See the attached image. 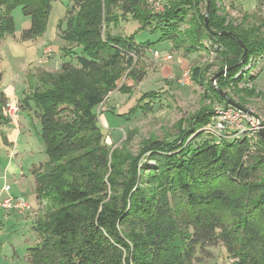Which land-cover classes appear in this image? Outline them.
Returning <instances> with one entry per match:
<instances>
[{
    "label": "trees",
    "instance_id": "16d2710c",
    "mask_svg": "<svg viewBox=\"0 0 264 264\" xmlns=\"http://www.w3.org/2000/svg\"><path fill=\"white\" fill-rule=\"evenodd\" d=\"M54 1L0 0V38L14 35L17 5L31 17L20 39L42 36ZM256 1L257 10L241 12V21L234 23L220 12L217 0H168L161 13H154L147 0H72L60 36L65 52L68 44L79 51L57 70L39 68L36 88L22 101L31 108L28 98L33 100L45 144L46 159L32 168L35 191L38 198L54 196L56 206L37 226L42 239L29 248L33 264H195L211 259L220 245L238 258L236 264H264V132L255 144L248 136L218 139L204 129L214 113L204 107L176 138L151 136L134 154L130 132L121 147L109 146L96 112L108 91L100 87L104 78L113 76L117 85L124 74L114 73L124 66L135 82L146 76L137 62L150 43L112 30L130 18L161 31V39L189 54L205 40H215L226 70L211 86L215 95L228 106L229 100L237 101L232 92L251 93L239 83L254 80L264 57V0ZM203 2L208 25L200 13ZM191 9L198 18L188 22ZM240 42L247 49L242 65ZM253 57L260 61L239 75ZM201 76V67L192 68L193 80L203 85ZM231 82L234 91L223 96ZM131 90L128 84L121 89ZM153 95L157 92L144 93L131 112L149 109Z\"/></svg>",
    "mask_w": 264,
    "mask_h": 264
},
{
    "label": "rangeland",
    "instance_id": "374dc122",
    "mask_svg": "<svg viewBox=\"0 0 264 264\" xmlns=\"http://www.w3.org/2000/svg\"><path fill=\"white\" fill-rule=\"evenodd\" d=\"M167 3L168 0H147V5L154 13L163 12ZM217 4L220 7V12H223L227 17V21L234 23L241 21L242 14L237 10L235 3L230 0H217ZM71 7L72 0L54 1L46 32L42 36L30 40L31 44L17 37L22 30L31 25V17L24 13L21 5H17L13 9L15 33L0 38V73H2L0 86L10 84L24 101L26 95H32L38 83L37 78L32 76L35 66L38 65L37 67L42 69L47 68L54 71L60 67L63 61L72 60L71 55H76L79 47L76 44H68L66 52L69 54H65L66 44L60 36L61 28L59 27L62 21L65 27L67 14ZM200 13L205 14V23L206 19L209 23V14L205 12L204 2L200 6ZM196 18H198V14L196 15V11L191 9L186 17L187 21L193 22ZM188 22L183 24L182 27H188ZM112 30L115 33L134 36L137 43H150L142 58L137 62V67L146 71V76L142 81L135 82L129 78L130 69L124 66L114 73V77L121 72L124 74L117 85L111 75L104 78V82L100 85L102 88L106 87L105 89L106 91L108 89V91L105 101L96 108V112L99 116L105 140L113 150L123 145L127 133L130 132L132 133V140L129 142L128 147L134 154H137L144 139L155 136L159 139L168 138V140H172L179 133L184 132V128L187 126L186 121L188 122L197 111L204 107L215 109L217 105L225 106L226 102L217 97L215 91L211 89L212 85L217 86L218 77H215L222 71L221 57L215 51L219 44L217 45L215 40L214 42L213 39L205 40L201 49L189 54L184 49L176 50L171 41L161 39V31H155L152 27L143 28L139 21L132 18L121 21ZM49 46H52L53 52L48 55L46 49ZM27 48H30L29 56H27ZM157 52L159 56H157ZM253 58L256 59V57ZM260 58L262 59V57ZM256 62L253 64L254 67ZM261 64L260 71L264 67ZM198 66L201 67V77L204 84L201 85L197 80H193L191 84L181 85L178 79L183 71H192V68ZM36 71L38 72V68ZM234 82L223 87L225 90L222 92L230 93L234 91L232 90L235 86ZM111 84H114V86L109 89L107 85ZM127 84L132 85V90L124 93L121 89ZM239 87L243 90L249 88L251 93L239 92L238 95L232 92L233 99L237 100L235 101L237 106L242 105L240 107H243V109L253 110L264 116V84L256 85L253 79L247 81L244 79L239 83ZM148 91L157 92V95L150 96L151 99H147V101H152L151 107L147 110L142 108L132 113L131 108ZM206 91H210L208 96H206ZM239 97H243L244 101H239ZM28 101L35 108L33 100L28 98ZM11 102L16 104L8 103L5 107L6 110L10 108L9 105L20 107L17 101ZM32 107L25 105L19 111L23 118V120L21 118V121H24L27 126H25L26 129L32 134L33 138L37 137L34 139L33 151L18 156V163L25 165L46 159L45 144L41 136V123L35 116ZM18 117L19 114L16 118H13L15 123L18 122ZM199 130H203V127H200ZM261 131L264 132V128ZM29 132H26V134L30 135ZM205 136L208 137L204 133L203 139ZM29 139L31 138L29 137ZM258 139L257 133L251 144L258 143ZM15 158L17 160V157ZM146 160L145 158L143 162ZM150 164L154 165L153 161H150ZM26 173L27 175L23 177L22 182L16 185L10 184L9 188L12 189H10L13 195L12 198H24L30 207L20 211L17 209L5 210L2 213L0 221V264H33L29 258V248L36 246L42 239L37 226H42V223L48 219L50 211L56 207L54 196L42 194L40 198L37 197L33 188V175L28 169ZM9 188L5 189L9 191ZM212 251L213 257L211 259L201 258L196 260L195 264H236L238 260V258H231L226 248L221 245L215 247Z\"/></svg>",
    "mask_w": 264,
    "mask_h": 264
},
{
    "label": "crops",
    "instance_id": "0c3cea01",
    "mask_svg": "<svg viewBox=\"0 0 264 264\" xmlns=\"http://www.w3.org/2000/svg\"><path fill=\"white\" fill-rule=\"evenodd\" d=\"M230 1L235 3L237 10H239L240 13L241 12L253 13L254 11L257 10L256 0L255 1L254 0H230ZM20 36L21 34L17 36L18 39H20ZM27 42L31 44L30 40H28ZM29 50L30 48H27V56H29ZM37 66L34 67L33 73H32V76L35 78H37V73H36L37 68L38 69L41 68ZM261 66H264V58H263ZM255 71L256 73L254 75L255 76L257 75V76L254 78L253 82L256 85L264 84V67L260 71V66H258L256 67ZM1 75L2 73H0V82L2 81ZM22 100L23 98L16 93L15 89L10 84L5 85V86H2V85L0 86V199H3L8 195L13 196L10 192V189H11L9 188L10 184L16 185L17 183L22 182L23 177L27 175L26 173L27 169L32 174L33 166L42 162V161L33 162L28 165H25L23 163H18V156L23 155L24 153L33 151L34 139L37 138V137L33 138V136H31L32 134L26 129L27 126L24 123V121L23 122L21 121L22 115H20V113L17 119L18 120L17 123L13 121V118H10V116H8V112L5 108L6 105L8 103H12L11 101H14V102L17 101L18 104L20 105V108L22 109L25 107V106H22ZM12 104H16V103H12ZM26 132H29L30 135L26 134ZM29 137L31 139H29ZM15 157H17V160ZM32 177L34 178L33 188L35 191V177L34 175ZM5 188H9V191H7ZM5 210H16V209H5V208L0 209V221H1V215L3 212H5ZM15 250L17 251L16 248Z\"/></svg>",
    "mask_w": 264,
    "mask_h": 264
},
{
    "label": "built area",
    "instance_id": "2783aa9c",
    "mask_svg": "<svg viewBox=\"0 0 264 264\" xmlns=\"http://www.w3.org/2000/svg\"><path fill=\"white\" fill-rule=\"evenodd\" d=\"M51 52L52 47L49 46L46 49V54L49 55ZM156 54L159 56L158 52ZM254 62H256V59L251 58L249 64L239 72V75L253 67ZM178 81L181 85L191 84L193 82L192 71L184 70ZM9 106L10 108H7L8 115L11 118H16L19 114L20 107L18 105ZM205 126L207 131L213 133L218 139L222 140L238 139L243 136L255 137L256 134L258 133L259 135V133L262 132L261 129L264 128V116L253 110H245L243 107L237 105H217L213 115ZM6 207L10 209L26 210L30 205L23 198H12V196H8L0 201V209H7Z\"/></svg>",
    "mask_w": 264,
    "mask_h": 264
},
{
    "label": "water",
    "instance_id": "95a60500",
    "mask_svg": "<svg viewBox=\"0 0 264 264\" xmlns=\"http://www.w3.org/2000/svg\"><path fill=\"white\" fill-rule=\"evenodd\" d=\"M206 25H208L207 19H206ZM224 34H228V33H227V32H224ZM240 43H241L242 46L245 47V44H244V43H242V42H240ZM246 53H247V49H246V47H245L244 54H243V56H242L241 61L238 63V65H242V64L244 63ZM224 72H226V70H224V71H222L221 73L217 74L215 78H217L220 74H222V73H224ZM222 95H223V96H226V93L223 92ZM229 103H231L232 105H237L236 103H234V102H232V101H230V100H229ZM238 106H239V105H238Z\"/></svg>",
    "mask_w": 264,
    "mask_h": 264
}]
</instances>
